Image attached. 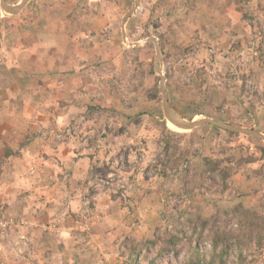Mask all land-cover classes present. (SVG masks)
<instances>
[{"label":"rangeland","instance_id":"1","mask_svg":"<svg viewBox=\"0 0 264 264\" xmlns=\"http://www.w3.org/2000/svg\"><path fill=\"white\" fill-rule=\"evenodd\" d=\"M23 1L5 0L51 17V0ZM54 1L103 19L76 43L104 56L68 74L93 82L76 86L87 110L68 121L64 86H51L48 108L42 77L26 90L33 101L0 102V264H264V0ZM165 108L219 127H170ZM33 141L34 163L14 162ZM78 160L85 173L72 180ZM47 191L63 194L54 216Z\"/></svg>","mask_w":264,"mask_h":264},{"label":"crops","instance_id":"2","mask_svg":"<svg viewBox=\"0 0 264 264\" xmlns=\"http://www.w3.org/2000/svg\"><path fill=\"white\" fill-rule=\"evenodd\" d=\"M51 1V17L48 15H42L41 19H36L33 14L24 11L23 6L20 7L21 5H19L18 2L13 4L11 2L7 3L5 2V0H0V8L4 9L5 13L11 16L8 17L7 15L6 19H4L5 21H3V17L2 15H0V23H2L3 28L0 29V31L2 32L0 36V102H7L10 97L16 99L23 93L27 95L24 96L26 97L25 101H33L35 96L30 95L32 94V91L26 92V90H29V87H35L33 82L36 81L39 83V79L37 78H43L45 80L42 82L43 85L48 84L47 87L50 88V90H47V93L46 89L39 90V98H42L41 103L48 104L47 106L48 108H50L49 106H51V102L49 103V100H46L48 101V103L44 101L45 97L51 100V86H64L63 93H61L60 95H63L64 99L62 100H65L67 102V106L69 107V109L67 110L66 108L65 110L62 109L63 112H67V114H69V116H67L68 121V119L72 116H76L75 113H81L82 111H84V109L87 110V107H85L84 103L81 102L84 98L80 97L82 96V92L76 89V86L80 85V89H82L83 91L87 86H93V82H91V80H87V78L84 76H80L74 73L72 74V77V75L68 74H71V71L77 68H87V66L89 67L93 64L97 66L96 62L101 60L104 56V54H101V52L97 49V45H95L96 47L92 45V48L86 49L83 45L84 42L81 40L82 45L77 46L76 37H78V39H81L82 35L87 32L95 33L96 37H98L97 33H99L98 31L100 29V24L103 22V19L99 18L98 16L96 17L95 15L89 17L88 19L83 16L80 17L78 13L77 15H71V13L69 12L71 8L75 9L76 4L69 5L65 2L59 4L58 2V4L56 5L54 0ZM67 6L70 8V10L65 12V8ZM12 8L17 10V12H12ZM69 15L71 16V18L68 19L67 16ZM29 24L31 25L32 29H29ZM25 27H27V29H25ZM73 39L75 40L74 43L76 44H69V42H72ZM99 71L102 72V70ZM69 76L70 79L68 78L67 81H64V79H62ZM99 85L100 84H96V87L98 88ZM5 92L6 94L8 93L9 97H6L3 100V94ZM98 101L99 103L97 101L95 102L97 105L102 103L100 102V100ZM12 116L15 117H13V121H11V124L9 125L15 126V132L17 133L15 138L18 139L25 133V131L23 130V115L16 112V115H11L9 117ZM5 117H8L7 113L5 112V110L0 109V119L4 118L3 120H5ZM180 120L186 121L184 119ZM1 124L2 123L0 121V125ZM204 125L219 127L217 123H215V125L209 123ZM200 126L201 125L197 127ZM10 129L12 128H9L8 131ZM3 132L6 133L7 130L0 126V133ZM34 142L35 141L27 144L26 146L19 147L18 152H20V155L19 157L17 156L18 158H16L14 162H16L17 164H23L24 166V164L26 165V162H28L33 157V164L34 160L37 159L36 151L38 148ZM7 145H9V143H6V146ZM47 145L48 146H45L47 149L46 151H48V149H51V145ZM67 158V160H69L70 156L68 155ZM76 163V165H73V167H71V169L73 170V173L70 176L72 180L73 178H78L81 175L83 176V173H85V169L83 171L77 170L79 174L76 175L77 166H82L79 160ZM16 175V173H12L10 176H13V178L15 179L18 177ZM51 177V180L59 181V179H61V177L58 175V171H55L51 175ZM52 187L60 189L58 182L56 186ZM50 192L51 191H47V195L44 196V198L46 197L48 199H51V206L49 205L51 211L49 213H53L52 206L58 204L62 207L65 202L64 200H62L63 194L61 192H59V195L56 196H53ZM44 206L46 207V205ZM54 215H56V213H53V216ZM51 227L54 230L64 229V227L62 226H56L52 224Z\"/></svg>","mask_w":264,"mask_h":264},{"label":"trees","instance_id":"3","mask_svg":"<svg viewBox=\"0 0 264 264\" xmlns=\"http://www.w3.org/2000/svg\"><path fill=\"white\" fill-rule=\"evenodd\" d=\"M153 98L155 99V96H151V99L153 100ZM247 161H249V160H247ZM241 162H243V161H239L237 164H236V167H239V166H241ZM212 165H211V170L212 171H214V172H216L217 174H219V176L222 178V179H224V180H226L228 177H229V175H230V173H231V171L229 170V169H223V167H220L219 165V162H214V163H211ZM247 222H248V224L250 225V227L251 228H255L254 227V224H255V222L254 221H249V220H247ZM172 239V236H171V238L169 239V241ZM167 242H168V240H167ZM168 245V243L165 245V246H167ZM133 249H132V251H131V253H130V255H129V258H130V261H133V260H135V257H136V255H135V252H136V249H137V245H134L133 244ZM138 250V249H137ZM222 257V255L220 256V258ZM241 263H243V261H240ZM201 264V262H199L198 260L197 261H190L188 264ZM214 263V261L212 260L211 261V264H213Z\"/></svg>","mask_w":264,"mask_h":264},{"label":"water","instance_id":"4","mask_svg":"<svg viewBox=\"0 0 264 264\" xmlns=\"http://www.w3.org/2000/svg\"><path fill=\"white\" fill-rule=\"evenodd\" d=\"M13 9V8H12ZM15 10V9H13ZM166 103V102H165ZM166 109V108H165ZM166 116H167V119L169 121H171L172 123H174L177 127L179 128H183L185 130H191L199 125H204L205 123H210V124H214V122H211V121H207V120H204V121H197V122H194V121H191V122H187V121H182L180 119H177L175 117H173L169 111L166 109ZM218 125V124H217ZM254 137H257L255 135H253Z\"/></svg>","mask_w":264,"mask_h":264},{"label":"built area","instance_id":"5","mask_svg":"<svg viewBox=\"0 0 264 264\" xmlns=\"http://www.w3.org/2000/svg\"><path fill=\"white\" fill-rule=\"evenodd\" d=\"M2 220H0V230L1 229H3V228H5L6 227V225H7V222H5L4 220H3V218H1ZM12 222V221H11ZM51 230H54L52 227H51Z\"/></svg>","mask_w":264,"mask_h":264},{"label":"bare ground","instance_id":"6","mask_svg":"<svg viewBox=\"0 0 264 264\" xmlns=\"http://www.w3.org/2000/svg\"><path fill=\"white\" fill-rule=\"evenodd\" d=\"M168 125H169L170 127L179 128V127H177L174 123H172L171 121H170V123H168ZM180 129H183V128H180ZM183 130H185V129H183Z\"/></svg>","mask_w":264,"mask_h":264}]
</instances>
